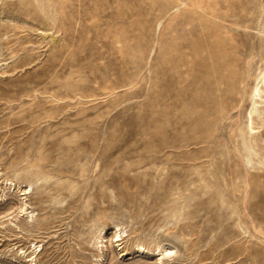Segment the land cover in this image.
<instances>
[{"label": "rangeland", "instance_id": "rangeland-1", "mask_svg": "<svg viewBox=\"0 0 264 264\" xmlns=\"http://www.w3.org/2000/svg\"><path fill=\"white\" fill-rule=\"evenodd\" d=\"M0 41V264H264V0H0Z\"/></svg>", "mask_w": 264, "mask_h": 264}, {"label": "bare ground", "instance_id": "bare-ground-1", "mask_svg": "<svg viewBox=\"0 0 264 264\" xmlns=\"http://www.w3.org/2000/svg\"><path fill=\"white\" fill-rule=\"evenodd\" d=\"M5 28V27H4ZM7 41V40H6ZM1 42V41H0ZM5 44H7L6 42H5ZM3 45V44H2ZM8 45V44H7ZM1 46V45H0ZM7 47V46H6ZM2 48H3V46H2ZM4 48H5V46H4ZM3 48V49H4ZM3 52V51H2ZM228 57V54L227 55H225V59H228L227 58ZM227 61V60H226ZM224 83H225V81H224ZM263 85V84H262ZM262 87V86H261ZM262 93H264V87H262V89L261 90H259V93H258V97H259V99H257L256 100V105L257 104H261L263 101V99H264V96L262 95ZM256 97V96H255ZM257 98V97H256ZM260 99H262V100H260ZM253 100V99H252ZM261 106V105H260ZM263 106V105H262ZM257 107V106H256ZM256 109V108H255ZM262 112H259V114H256L257 115V117L254 119L253 117H254V115H252L251 114V117L253 118V119H251L252 121H251V130L253 131L255 128H254V124H256L257 125V123L255 122L256 120H259V124H261V126H264V108H262V109H260ZM253 114H255V113H253ZM263 114V115H262ZM261 129V128H260ZM259 130V129H258ZM255 131V130H254ZM257 132H259V131H256L255 132V134L257 133ZM261 132V131H260ZM254 134V135H255ZM259 134V133H258ZM258 134H256V135H258ZM261 135V134H260ZM255 137V136H254ZM253 137V138H254ZM256 138H258V137H256ZM255 138V139H256ZM254 139V140H255ZM260 139V138H259ZM253 140V141H254ZM264 141V140H263ZM260 142V141H259ZM256 146H258V145H256ZM259 146H260V144H259ZM258 146V147H259ZM257 147V148H258ZM260 149V148H259ZM223 155V154H222ZM9 181H7L6 182V188L7 189H12V188H14L15 187V183H13V182H9ZM8 186V187H7ZM17 186V185H16ZM17 188V187H16ZM19 188V187H18ZM10 189V190H11ZM21 191V194L20 195H22L21 196V198H20V200H21V206H19V211H18V213H17V215H16V218H18V217H20V216H25V220H24V223L22 224V225H20V223L18 224V223H14V222H12L11 220L9 221V224H8V226H9V230H11V232H13V234H14V236L16 237V238H23V236H20V233H23V232H25L26 234H27V236H29V235H32L34 232H33V229H35L36 228V226H37V222H38V220H37V214H35V211H33V210H31V208L33 207L32 206V204L29 202V199L27 198L28 197V195H30L31 194V192L29 191V190H27V188L26 189H23V190H20ZM32 191V190H31ZM3 196H5V194H3V193H0V201H4V197ZM11 199H13V197H10ZM11 208V207H10ZM10 210V209H9ZM8 212V211H7ZM9 213H11V212H9ZM11 217V216H10ZM41 219V218H40ZM23 221V220H22ZM43 221V220H42ZM41 222V221H40ZM45 222V221H44ZM41 224V223H40ZM40 224H38V225H40ZM1 226V225H0ZM3 226V225H2ZM42 226V225H41ZM40 226V227H41ZM35 227V228H34ZM98 228V227H97ZM96 228V229H97ZM100 229V228H99ZM36 230H38V229H36ZM39 231V230H38ZM98 231V230H97ZM118 231L119 232H116V235L115 236H117V239H116V241H121L122 240V235H121V231H120V229L118 228ZM100 232V231H99ZM96 233H98V232H96ZM91 234H93V233H91ZM123 234V233H122ZM35 235V234H34ZM97 235V234H96ZM95 235V236H96ZM100 235V234H99ZM33 236V235H32ZM35 237V236H34ZM24 238H26V239H28L27 237H24ZM93 239V238H92ZM100 239V238H99ZM106 240V239H105ZM95 241V240H94ZM99 241V240H98ZM97 241V242H98ZM33 243V242H32ZM104 243V242H103ZM31 246V245H30ZM33 246V245H32ZM99 246V245H98ZM165 246V244L163 245V246H159L158 247V249H159V252H158V255H159V260H162L165 256H170V255H172V253H173V249L172 248H170V247H168V248H165L164 247ZM38 247H39V245H35L34 244V246H33V249H32V251L30 252V254H31V257H32V259H31V261L33 262V260L36 258V252H37V250H38ZM137 247H138V249H139V251H145V246H143V245H141V244H137ZM24 248V247H23ZM174 248V247H173ZM31 249V247L29 248V250ZM137 249V250H138ZM157 250V249H156ZM155 250V251H156ZM20 251V250H19ZM22 251V250H21ZM20 251V252H21ZM142 251V252H143ZM158 251V250H157ZM23 253H26V251H22V254ZM35 255V256H34ZM157 255V254H156ZM31 257H29V258H31ZM36 261V260H35ZM159 263V262H158ZM160 263H163V261L162 262H160Z\"/></svg>", "mask_w": 264, "mask_h": 264}]
</instances>
